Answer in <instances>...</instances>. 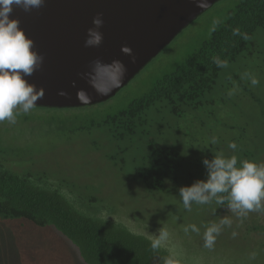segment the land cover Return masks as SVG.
Wrapping results in <instances>:
<instances>
[{
  "label": "rangeland",
  "instance_id": "374dc122",
  "mask_svg": "<svg viewBox=\"0 0 264 264\" xmlns=\"http://www.w3.org/2000/svg\"><path fill=\"white\" fill-rule=\"evenodd\" d=\"M245 1L214 4L107 102L71 110L34 108L17 116L14 124L0 122V161L16 174L38 177L87 215L112 221L151 241L160 229L166 230L169 236L160 248L178 264H264V213L238 217L228 203L215 200L193 203L188 211L179 197L181 187L207 178L202 161L216 154L236 155L237 167L243 160L264 163V31L255 34L252 58L242 57L222 70L208 96L211 105L181 120L162 108L158 112L157 107L148 115L147 136L162 146H176L182 161L177 183L167 184L164 191L147 190L132 173L138 155L147 151L143 136L117 142L105 130L91 126L124 110L173 73ZM216 20L219 23L214 25ZM245 73L255 76L259 84L253 86ZM213 136L218 143L210 142ZM230 142L237 144L235 152L227 147ZM225 216L232 226L222 229L212 249L205 248L206 227ZM193 224L199 233H185L184 228ZM0 264L84 262L53 228L0 218Z\"/></svg>",
  "mask_w": 264,
  "mask_h": 264
},
{
  "label": "trees",
  "instance_id": "16d2710c",
  "mask_svg": "<svg viewBox=\"0 0 264 264\" xmlns=\"http://www.w3.org/2000/svg\"><path fill=\"white\" fill-rule=\"evenodd\" d=\"M237 28L246 34V39L243 35H233ZM258 31H264V0H246L207 42L173 73L158 80L147 94L96 125L91 123L117 142L144 137L147 151L138 155L132 173L147 190L164 191L167 184H176L182 167L176 146H162L147 136L150 112L156 107L158 112L162 108L181 120L186 114L211 105L208 96L224 69L213 61L219 58L232 64L242 57L252 58L256 53ZM0 218L24 220L37 228H53L78 250L84 264H165L166 259L171 258L161 248L153 250L152 241L146 237L79 211L58 190L42 184L38 177L16 174L1 161Z\"/></svg>",
  "mask_w": 264,
  "mask_h": 264
},
{
  "label": "water",
  "instance_id": "95a60500",
  "mask_svg": "<svg viewBox=\"0 0 264 264\" xmlns=\"http://www.w3.org/2000/svg\"><path fill=\"white\" fill-rule=\"evenodd\" d=\"M219 1L207 0L201 8L196 0H44L30 12L14 8L10 18L19 21L33 41L32 50L43 57L41 67L24 77L43 90L35 108L77 109L107 102ZM97 16L103 21L102 43L86 47ZM124 46L132 56L121 51ZM115 61L124 66L123 73ZM80 92L88 99H78Z\"/></svg>",
  "mask_w": 264,
  "mask_h": 264
},
{
  "label": "clouds",
  "instance_id": "9594fccd",
  "mask_svg": "<svg viewBox=\"0 0 264 264\" xmlns=\"http://www.w3.org/2000/svg\"><path fill=\"white\" fill-rule=\"evenodd\" d=\"M196 2L201 8L207 5V0ZM43 3L44 0H0V122L14 124L17 116L32 111L36 102L43 98V90L37 91L35 85L24 79L41 67L43 57L32 50L33 41L26 37L19 27V21L10 18L14 8L30 12L34 8L42 7ZM92 23L94 27L88 30L86 47H98L103 40L99 31L103 24L102 19L97 16ZM218 23V20L213 21L214 25ZM233 35H243L247 38L238 28L233 30ZM121 51L132 56V50L127 46L122 47ZM213 62L218 68L228 66L227 61L219 58ZM114 63L123 73L124 66L119 61ZM244 77L249 78L253 86L259 84V80L250 73H245ZM59 95L65 96L66 93L60 92ZM229 95H233V92L230 91ZM77 98L82 101L88 99L84 92L78 93ZM210 142L216 144L218 138L213 136ZM227 147L235 152L237 144L230 142ZM202 163L206 168L207 178L179 189V197L185 210L190 211L193 203L205 205L215 200L216 203L223 204L227 200L228 208L238 217H246L251 212L264 213V163L243 160L239 162L240 167H237L238 157H226L223 153L214 155L211 160L204 159ZM220 194H226V197ZM231 226L232 220L226 216L220 218L219 223L213 222L207 226L204 232V247L212 249L222 229ZM189 230L196 233L200 231L195 224L184 228L185 233ZM232 235L235 237L237 233L233 232ZM168 236L166 230L160 229L159 235L151 242V248L159 249ZM165 264L178 262L168 258Z\"/></svg>",
  "mask_w": 264,
  "mask_h": 264
}]
</instances>
